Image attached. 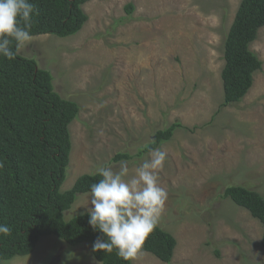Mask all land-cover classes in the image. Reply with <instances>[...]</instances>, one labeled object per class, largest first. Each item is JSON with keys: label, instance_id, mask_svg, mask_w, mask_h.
Here are the masks:
<instances>
[{"label": "rangeland", "instance_id": "1", "mask_svg": "<svg viewBox=\"0 0 264 264\" xmlns=\"http://www.w3.org/2000/svg\"><path fill=\"white\" fill-rule=\"evenodd\" d=\"M242 0H93L75 36L42 35L20 45L53 76L55 91L80 106L70 125L72 152L62 192L98 168L129 177L150 154L140 149L159 130L179 123L160 149L167 153L158 182L167 200L158 226L177 246L170 263L148 253L134 264H264L263 226L224 199L241 185L264 197V28L251 45L262 61L239 104L225 107L224 43ZM134 11L128 14L126 7ZM90 193L77 197L65 220L89 214ZM70 257V258H69ZM100 264L88 244L42 238L35 251L2 264Z\"/></svg>", "mask_w": 264, "mask_h": 264}, {"label": "trees", "instance_id": "2", "mask_svg": "<svg viewBox=\"0 0 264 264\" xmlns=\"http://www.w3.org/2000/svg\"><path fill=\"white\" fill-rule=\"evenodd\" d=\"M91 1L27 0L34 5L30 37L77 35L88 21L83 6ZM126 11L132 14L134 6L129 4ZM262 28L264 0H242L224 43L222 107L242 102L253 86L255 73L262 69V61L251 50ZM16 46L13 40V52ZM79 113L80 106L55 91L52 74L39 68L35 59L24 58L19 52L11 60L0 54V226L10 228V234L0 233V264L31 255L42 238L51 236L70 246L88 244L100 264H134V258L124 260L115 249L110 253L93 250L98 238L105 242L108 238L90 225L89 214L65 220L77 197L91 193V186L102 179L99 173L83 175L72 189L61 191L73 147L70 125ZM179 128L176 123L157 131L137 156L160 148ZM133 159L120 153L114 162ZM223 197L246 209L264 229V197L259 192L231 185ZM176 246L175 237L157 225L138 254L148 253L170 263Z\"/></svg>", "mask_w": 264, "mask_h": 264}, {"label": "clouds", "instance_id": "3", "mask_svg": "<svg viewBox=\"0 0 264 264\" xmlns=\"http://www.w3.org/2000/svg\"><path fill=\"white\" fill-rule=\"evenodd\" d=\"M34 5L27 0H0V54L14 59L20 45L30 40L31 14ZM16 41V52L11 49ZM150 161L146 160L129 177V167L120 162V170L100 167L102 176L91 186L89 209L90 225L102 231L108 238L97 239L94 251L112 252L124 260L135 258L148 236L159 222L167 200V191L158 182L159 171L163 170L167 153L153 149ZM0 233L10 234V228L0 226ZM70 258V257H69ZM13 264L15 262L13 261Z\"/></svg>", "mask_w": 264, "mask_h": 264}]
</instances>
